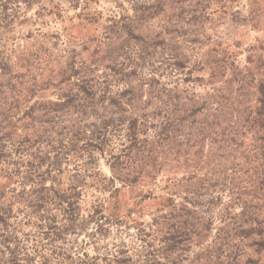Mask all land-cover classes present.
<instances>
[{
    "label": "rangeland",
    "instance_id": "1",
    "mask_svg": "<svg viewBox=\"0 0 264 264\" xmlns=\"http://www.w3.org/2000/svg\"><path fill=\"white\" fill-rule=\"evenodd\" d=\"M8 55L19 63L23 85L33 89L29 104L75 94L83 85L96 95L91 104L98 109L69 112L50 132L53 140L65 142L57 146L60 172L52 175L55 182L61 189L79 182L82 216L97 207L99 223L50 243L41 242L34 219L20 216L15 226L21 237L27 236L28 248L38 242L41 254L68 253L72 264L83 252L96 264H117L115 258L127 264H264V247L253 246L260 239L237 237L255 217L264 234V190L258 183L264 162L253 161L248 152L250 135L222 165L207 138L201 154L192 149L186 161L182 152L168 151L156 165L158 173L128 185L111 184L109 155H100L91 143L105 136L113 154L122 147L121 129L100 128L102 118L110 116L102 110L107 103L100 96L111 99L128 87L144 102L175 88L188 100L202 101L213 91L209 77L214 72L213 85L231 104L249 102L253 107L255 86L264 80V0H34L28 6L24 0H0V57ZM59 83L58 93L54 85ZM112 112L125 120L131 116L119 107ZM147 113L155 117L159 112L149 107ZM13 183L6 188L19 190ZM180 205H195L188 220L199 229L209 220L210 231L200 244L178 240L165 258L156 252L159 240L182 231ZM244 207L246 215L240 218ZM220 242L225 253L214 259Z\"/></svg>",
    "mask_w": 264,
    "mask_h": 264
},
{
    "label": "trees",
    "instance_id": "2",
    "mask_svg": "<svg viewBox=\"0 0 264 264\" xmlns=\"http://www.w3.org/2000/svg\"><path fill=\"white\" fill-rule=\"evenodd\" d=\"M33 1L24 0V3L28 6ZM17 60L19 61L18 58ZM214 77L213 72L209 77L213 91L202 101L184 98L181 95L183 92L178 91L177 88L155 97L151 96L145 102L129 87L111 99L100 96L109 106L102 104V110L110 111V116L102 118L100 128L107 131L115 126L123 132L122 147L116 154L106 148L108 146L105 136L103 139L95 138L91 141L95 143L100 155L105 153L109 155L111 161L109 168L113 174L111 184L115 181L123 185L135 184L141 177H150L152 173H158L156 165L163 163L168 151L176 152L175 154L182 152L184 160L187 156L191 157L192 149L195 155L201 154L207 138L210 148L211 145H215V152L220 153L218 156L222 158L220 165L229 161L230 152L240 151L248 135L251 136L252 141L248 152L253 154V161L261 159L264 162V80L259 81L255 86L256 98L253 107H249V102L231 104L232 102L221 94V90H217L213 85ZM59 86L60 83L54 85L57 89L55 92L60 91ZM78 87L80 91L75 94L62 93L58 94L54 101H35L29 104L34 92L29 86L23 85L19 63L13 62L9 55L6 58L0 57V178L1 181L3 179L5 181V184H0V264H37V259L39 264H53L52 258L65 261V264L73 262L68 253L53 250L48 256L41 254L38 242L28 248L27 236L21 237L15 226L20 223L18 222L20 216L26 217L28 221L34 219L36 227L42 231L41 242L50 243L64 241L67 235L76 234L88 223L98 224L102 217L97 207L87 212L85 217L82 216V194L79 190L81 187L79 182L74 181L67 189H61L55 182L56 177L52 176L60 172L58 168L60 155L57 153V146L65 142L63 138L60 140L51 138L50 126L69 112L84 113L89 109L98 110L91 104L95 101L96 95L89 92L86 86ZM154 103L159 106L153 108ZM118 107L125 112L129 111L131 116L125 120L124 116L114 114L112 109ZM149 107L159 112L156 118L147 113ZM41 126L43 131L39 130ZM18 129L21 130L20 135L17 134ZM203 134H205L204 138L200 139ZM44 148L47 150L44 151ZM210 153L213 154L211 150ZM246 157L249 155L247 154ZM44 165L45 170L42 171ZM193 168L196 170L197 166ZM154 176L153 174L151 177L154 179ZM189 178L183 179L184 182H188ZM258 179L259 186L264 190V170L258 172ZM15 181L19 190L6 188ZM181 182L183 181H179V184ZM170 185L167 183L166 187ZM171 206L177 207L173 203ZM180 207L185 217L178 222L183 225L182 231L176 233L175 238L172 236L170 239L159 240L162 246L156 252L158 255H164L165 258L169 255L167 252L170 253L181 239L183 242L195 241L200 244L210 231L209 220L201 229L196 226L197 223L189 221L190 218L188 220V216L196 211L195 205H192L193 209L188 208L187 205ZM245 209L244 207L239 213L240 218L246 215ZM251 221L248 223V229L241 228L237 232V237L242 239L257 237L260 241L254 240L253 246L264 247V234L257 217L252 218ZM24 223L26 222H22L21 225ZM157 226L155 220L154 232L157 231L155 228ZM220 244L221 246L214 253V259L222 257L225 253L222 251L225 243L220 242ZM81 255L76 259V264H96V259L90 260L85 252ZM209 257L210 255L207 261ZM114 262L127 264L124 259L119 261L115 258ZM156 263L159 264L160 261Z\"/></svg>",
    "mask_w": 264,
    "mask_h": 264
}]
</instances>
